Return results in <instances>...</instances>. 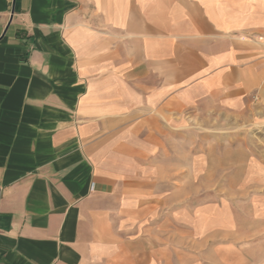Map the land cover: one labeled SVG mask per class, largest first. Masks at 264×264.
I'll use <instances>...</instances> for the list:
<instances>
[{
    "label": "crops",
    "instance_id": "obj_1",
    "mask_svg": "<svg viewBox=\"0 0 264 264\" xmlns=\"http://www.w3.org/2000/svg\"><path fill=\"white\" fill-rule=\"evenodd\" d=\"M254 97L264 0H0V264H264V154L197 158L241 209L179 211L165 161Z\"/></svg>",
    "mask_w": 264,
    "mask_h": 264
},
{
    "label": "rangeland",
    "instance_id": "obj_2",
    "mask_svg": "<svg viewBox=\"0 0 264 264\" xmlns=\"http://www.w3.org/2000/svg\"><path fill=\"white\" fill-rule=\"evenodd\" d=\"M254 101V108L248 114L230 111L190 112L187 123L178 126L177 132L173 133L177 140L172 142V154L165 161L173 169L172 179L177 186L179 211L187 204L196 206L205 202L217 205L224 200L241 209L239 200L245 201L248 195L233 190V166H227L220 176L209 175L212 180L204 184L196 161L202 152L208 154L206 162L210 170L216 166L218 153L227 157V163L235 161L236 152L264 154V100L259 101L254 97Z\"/></svg>",
    "mask_w": 264,
    "mask_h": 264
}]
</instances>
